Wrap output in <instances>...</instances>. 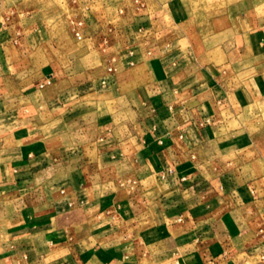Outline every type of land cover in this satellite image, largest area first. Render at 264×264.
I'll return each mask as SVG.
<instances>
[{
	"label": "crops",
	"instance_id": "0c3cea01",
	"mask_svg": "<svg viewBox=\"0 0 264 264\" xmlns=\"http://www.w3.org/2000/svg\"><path fill=\"white\" fill-rule=\"evenodd\" d=\"M25 29L0 19V259L264 264V52L144 31L67 85Z\"/></svg>",
	"mask_w": 264,
	"mask_h": 264
},
{
	"label": "rangeland",
	"instance_id": "374dc122",
	"mask_svg": "<svg viewBox=\"0 0 264 264\" xmlns=\"http://www.w3.org/2000/svg\"><path fill=\"white\" fill-rule=\"evenodd\" d=\"M0 15L34 38L41 55L33 61L32 78L48 64L56 83L67 85L92 83L109 65L119 68L120 58L119 65L109 64L111 55L118 56L128 38L144 31H154L165 45L186 38L198 54L216 53L240 36L246 51L240 68L250 64L251 49L264 52V0H0ZM79 19L85 22L81 40L74 28ZM22 263L21 257L0 259V264Z\"/></svg>",
	"mask_w": 264,
	"mask_h": 264
},
{
	"label": "built area",
	"instance_id": "2783aa9c",
	"mask_svg": "<svg viewBox=\"0 0 264 264\" xmlns=\"http://www.w3.org/2000/svg\"><path fill=\"white\" fill-rule=\"evenodd\" d=\"M85 22L83 19H79L75 22L74 28H75V36L78 40H81L83 38L82 34V28L84 26ZM110 71L115 70L112 66L109 67ZM170 172H173V169H170ZM264 232V231H263Z\"/></svg>",
	"mask_w": 264,
	"mask_h": 264
}]
</instances>
